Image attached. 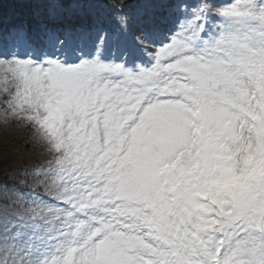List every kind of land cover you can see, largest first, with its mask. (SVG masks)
I'll use <instances>...</instances> for the list:
<instances>
[{
  "label": "snow or ice",
  "instance_id": "6c2138e0",
  "mask_svg": "<svg viewBox=\"0 0 264 264\" xmlns=\"http://www.w3.org/2000/svg\"><path fill=\"white\" fill-rule=\"evenodd\" d=\"M4 2L0 264H264V0H105L71 41Z\"/></svg>",
  "mask_w": 264,
  "mask_h": 264
},
{
  "label": "rangeland",
  "instance_id": "374dc122",
  "mask_svg": "<svg viewBox=\"0 0 264 264\" xmlns=\"http://www.w3.org/2000/svg\"><path fill=\"white\" fill-rule=\"evenodd\" d=\"M143 4V2L141 3ZM87 7L82 8L79 5H71L67 8V10H64L61 6H58L55 3H52L49 6H46V17L44 20L41 21L39 27L37 28V31L40 36H42L45 28H54L60 39H68L69 41L75 39L74 34L70 35V31L72 26L74 25H83L88 24L91 22V20L94 17L99 16L100 18H108L107 23L112 24L111 30H116L117 25L114 21L110 20L109 15V9L106 10V7L102 5V3L99 2H92L86 4ZM137 8L135 5L130 4L128 11L132 13H136L140 9ZM78 17V21L76 24L73 23V25H70L71 22H73V19ZM65 20L63 25H60L59 29L56 27L57 23L60 22V20ZM50 24H53V26H50ZM139 26L137 23H133L130 25L129 30L125 36L122 37V39L127 42L128 44H134L135 43V37L139 35V32L137 30L136 34V27ZM138 29V27H137ZM78 42V41H77ZM4 44L8 45L9 41L5 40L3 41ZM0 133L3 135H14L16 137H20L21 139H27L31 135V129L28 128H22L19 125H12L6 132L2 127H0ZM16 143H20V139L15 141ZM45 159L43 155L40 154L39 150L36 152V161L41 162ZM31 186L30 188H25L21 185H18V187L24 191L29 192L32 190V183L33 178L30 179ZM36 191L43 192V189H36Z\"/></svg>",
  "mask_w": 264,
  "mask_h": 264
},
{
  "label": "trees",
  "instance_id": "16d2710c",
  "mask_svg": "<svg viewBox=\"0 0 264 264\" xmlns=\"http://www.w3.org/2000/svg\"><path fill=\"white\" fill-rule=\"evenodd\" d=\"M53 0H32V2L27 4H17V3H8L4 2L3 7V15L10 14L13 18L17 20H22L26 23L30 24L33 23V19L36 16H40L43 13V6L45 3H51ZM87 0H58L59 5L64 7L69 6L72 3H80L84 4ZM105 1V0H104ZM131 1V0H127ZM34 14H36L34 16ZM24 139H20V143L23 142ZM37 162V161H36ZM38 163V162H37ZM19 179H24V177H19ZM29 180V178H28ZM9 182H19L18 180H13ZM29 184V183H28ZM25 185V186H28Z\"/></svg>",
  "mask_w": 264,
  "mask_h": 264
}]
</instances>
